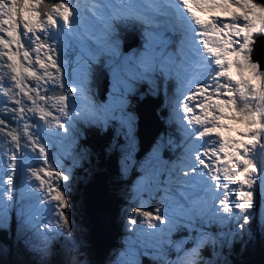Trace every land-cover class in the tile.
<instances>
[{"label": "snow or ice", "instance_id": "1", "mask_svg": "<svg viewBox=\"0 0 264 264\" xmlns=\"http://www.w3.org/2000/svg\"><path fill=\"white\" fill-rule=\"evenodd\" d=\"M216 9L230 14L197 15ZM129 28L143 43L124 55L120 30ZM259 37L262 0H0V227L16 212L30 252L46 257L59 244V264H87L70 219L72 176L60 162L68 153H54V142L81 119L114 121L129 149L134 122L125 98L144 84L158 92L161 78L174 80L166 106L183 138H162L141 164L134 191L162 195L156 207L143 199L133 207L125 228L153 238L141 241L138 255L202 264L207 248L203 264H219L212 258L242 238L257 208L264 216V63L253 55ZM97 67L117 94L103 115L90 96ZM163 147L182 151L168 165L159 157ZM128 164L126 152L124 170ZM173 184L181 196L199 194L177 201L175 215L167 203ZM177 231L187 233L183 243L171 239Z\"/></svg>", "mask_w": 264, "mask_h": 264}, {"label": "rangeland", "instance_id": "2", "mask_svg": "<svg viewBox=\"0 0 264 264\" xmlns=\"http://www.w3.org/2000/svg\"><path fill=\"white\" fill-rule=\"evenodd\" d=\"M229 14V12L222 11L220 9H216L214 12L211 13H197V15H200L201 18L205 20L208 18L209 15L228 16ZM260 38L261 40H257L258 45H262L264 47V37ZM141 46L142 44L137 48H141ZM135 48L132 51H129V49H123L121 43V52H123L124 55H131L134 51H136ZM258 55L264 58V54ZM254 57L257 59L261 58L256 54L254 55ZM98 77L99 83L97 85ZM145 87L147 88V92L151 91L149 90L147 84H145ZM89 88L92 103L95 106V111L103 115L105 108L113 105L116 102L117 95L114 92L112 78L105 68H96L92 76ZM163 89L164 86H161L160 91L163 92ZM173 89L174 91L172 92V94L176 90L175 88ZM155 96L156 95L153 94L151 98L153 99ZM130 97L131 95L129 94L125 98V111L131 115L135 127L137 122V116L133 108V99H131ZM140 97H142L141 94L137 95L135 97V100H138ZM162 98L163 97L161 95V105L163 106V108L165 107L166 109V114L164 116L163 121L169 122L172 125L175 134L174 140L177 144H179L183 138L179 130V124L173 119L170 114V109L166 106L168 98ZM139 103H141L140 106H142V108H139L138 106L137 111H140L141 109L144 111V114H146L147 116L146 120H148L150 123V127L152 123L156 124L158 120L156 119V116L154 115L151 108L149 107L148 98H142ZM88 123L91 122H87L83 119L76 121L75 129L73 132L70 133L69 137L63 142L59 140L55 141L53 146V152L57 153L58 155L68 153L65 155V159L61 160L60 162L65 165V168L69 171L72 176L67 191L68 200L71 205L70 219L72 221L76 237L82 244V251L84 253L83 259L87 261V264H112L113 261H115L116 264H144L143 262H148L149 264H162V261L157 257H150L143 254H137V249L140 247L141 241H149L153 238L143 237L141 234L138 233H130L126 231L125 228L131 209L137 206L142 199L147 200L152 207H156L159 204V195H162V193L158 194L156 199H150L149 194L147 192H135L134 188L136 187L142 176L143 170L141 169V164L146 161V159L152 153L154 147L163 138V136H161V130L153 138L149 147H147L143 151H141V148H139V142L137 141L135 128H133L134 134L132 135L134 139L131 147L129 149L125 148L126 141L124 145L119 147V156L116 159V169L119 178H114L116 182L115 188L112 190L113 193L118 197V203L115 205V207H113L111 215L113 217V222L111 226L112 234L110 233L108 239L109 242L101 253L102 257H95L94 249L91 247L92 228L89 231L90 224L89 219L84 211L82 189L83 186H86L89 182H94L93 174L99 173V171L101 170H95V167L91 163L93 159L92 154L87 148L81 145L82 134L80 131V127L89 126ZM114 123L116 124V122ZM143 123L145 124L143 129V134L145 135L143 136L142 132L139 131L141 140L146 138L148 135L149 137L153 135V125L151 127V130H149L148 122L143 121ZM93 125L97 128H100L102 131L106 127L104 123L98 124L94 122ZM117 127L119 126L117 125ZM137 130L138 127L136 126V133ZM234 134L235 133H232V135ZM163 140L166 143L167 140H165L164 138ZM162 150H164L167 156L165 154H162ZM181 151L182 150L179 148L171 149L169 147H163L159 152V157L163 163L170 165L171 162L180 155ZM126 152L129 155V164L127 170H124V156ZM73 160H75V165L73 164ZM98 176L103 182L104 174H99ZM166 178L167 173L165 172L162 179ZM94 185L98 186L96 185V183ZM16 186V196L19 197L20 194L24 191L19 175L16 178ZM112 191L110 190V187L108 185V193H111ZM180 191L181 185L173 184L172 195L175 197V199L167 201V203L171 207L173 215H175L177 211L180 210L177 201L179 203H186L184 198L185 196L187 197V201H193L199 195L198 193H195L191 190H186L184 192V196H181ZM74 194L77 195V202H73L72 195ZM10 220H12L14 224L12 230L9 228ZM2 229L7 234L5 238H0V264H41L42 260L46 262V264H59V261L61 260V256L59 254V244H54L52 246L51 251L46 257H39L34 253L30 252L25 247V238L27 235H30V233L21 228V225L18 222L16 212L11 213L10 218L4 223L3 227H0V230ZM254 234H257L255 235L256 239L254 238ZM186 236L187 233L185 231H177L172 233L171 239L173 241H179L183 243V238ZM7 239L9 240V242L3 241ZM256 241H258V245L261 246L264 251V216H262L259 208L256 209L252 222L247 226V231L243 234L242 238L240 236H237L235 242L231 243V246L235 248L240 246V249L248 250L251 258L247 260L245 258H242L241 253H234L233 251H231V254L229 255L222 254L218 258L212 259L218 260L219 264H254L253 257H257V251L255 246ZM226 247L230 248V246ZM209 251L210 250L207 248L203 250L201 254L202 264L203 260L210 258ZM254 261L255 263L259 264L256 260ZM262 264H264V261Z\"/></svg>", "mask_w": 264, "mask_h": 264}, {"label": "trees", "instance_id": "3", "mask_svg": "<svg viewBox=\"0 0 264 264\" xmlns=\"http://www.w3.org/2000/svg\"><path fill=\"white\" fill-rule=\"evenodd\" d=\"M264 2V0H262ZM138 50V49H137ZM97 85H98V80H97ZM164 86L163 92L160 91V87ZM176 83L175 81H171L168 84H165L163 79L161 78L159 80V91H150L147 92V88L145 87V84L138 87L134 92L130 93L131 99H133V107L141 103L142 98L147 97L148 102H149V107L153 111H157L160 115L161 121H162V126L163 129L161 131V136L165 140H167L170 136L174 139L175 134H174V129L172 125L169 122H165L164 116L166 114V109L165 107L161 105V95L162 99L168 98L174 91L173 88H176ZM141 94L142 97H140L138 100H135V97L137 95ZM144 94V95H142ZM156 95L153 99L151 96ZM160 121V120H159ZM89 126H81L80 131L82 135L81 139V145L87 148L90 153L93 156V159L91 161L92 165L95 167V170H101L99 173L104 171V177L107 178L106 185L108 184L110 187V190L112 191L115 188V179H118L117 175V169H116V159L119 156V147L125 144V138L123 135L120 134V129L117 127V125L114 123V121H108L107 124H105V129L103 131L100 128L95 127L93 124L94 122L88 123ZM135 128V134H136V127ZM134 134V133H132ZM137 137V136H136ZM162 154L166 155L167 154L162 150ZM73 202H77V195H72ZM106 201L110 204H112V209L115 207V205L118 203V197L113 193V191L108 195ZM13 221H9V228L12 230L13 229ZM110 233L112 234V229L110 230ZM6 232L2 229L0 230V238H5L6 237ZM254 234V238H255ZM256 239V238H255ZM5 242H9V240H3ZM7 244V243H6ZM10 246V245H9ZM256 246V251H257V257H253V262L255 263L254 260H256L259 264L263 263L264 261V251L261 246L258 245V241L255 242ZM230 250V251H229ZM231 251L234 253H241L242 258L249 259L251 258L249 255V251L246 249H240V246L238 247H233L230 245V248L225 247L223 254L224 255H229L231 254ZM210 252V251H209ZM102 257V255H99ZM144 264H149L148 262H143ZM241 264V263H237Z\"/></svg>", "mask_w": 264, "mask_h": 264}, {"label": "bare ground", "instance_id": "4", "mask_svg": "<svg viewBox=\"0 0 264 264\" xmlns=\"http://www.w3.org/2000/svg\"><path fill=\"white\" fill-rule=\"evenodd\" d=\"M139 47V46H137ZM140 49V48H137ZM263 46L262 45H258V42L256 44V49H257V53H262L264 54V50H263ZM256 52L253 54L255 55ZM258 56V55H257ZM261 60L262 63H264V58H258ZM98 83H99V77H98ZM98 95V94H97ZM139 108H142V106H140V104L138 105ZM135 113L138 117V122H137V136L139 137V140H141L140 138V132L143 133V129L145 124L143 123V121H147L148 122V128L149 130H151L150 127V123L148 120H146V114H144V111L141 109L140 111H137V105L135 106ZM158 120V119H157ZM158 122H160L158 120ZM151 135V134H150ZM99 174L101 173H96L93 176V181L94 182H90L89 184H87L86 186H84V188L82 189V198H83V205L85 208V214L87 215L88 219H89V224L94 227L95 230H91V235L92 234H97V233H102L104 231L103 226L106 227L108 225V221H109V204L108 202H106V200L104 199V196L106 194V190L104 192V182H106L107 178L104 177L103 178V182L100 180L99 178ZM101 184L99 185L98 184ZM96 183L95 186L94 184ZM97 226V227H96Z\"/></svg>", "mask_w": 264, "mask_h": 264}, {"label": "water", "instance_id": "5", "mask_svg": "<svg viewBox=\"0 0 264 264\" xmlns=\"http://www.w3.org/2000/svg\"><path fill=\"white\" fill-rule=\"evenodd\" d=\"M258 39H260L261 40V38L259 37ZM258 54H261V55H263L262 53H257L256 52V55H258ZM259 57H261L260 55H258ZM145 107V106H144ZM134 108V107H133ZM134 110H135V108H134ZM152 110V109H151ZM153 111V110H152ZM153 113H154V115L156 116V119H158V120H160V122H156V124H154V123H152L151 124V127H152V125H153V132H152V136L151 137H149V135L146 137V138H144L143 140H139V137L137 136V133H136V136H137V141L139 142V148H141V151H143V150H145L147 147H149V145L151 144V141L153 140V138L157 135V133L161 130L162 131V129H163V126H162V121H161V118L159 117V114H158V112L157 111H153ZM137 116V115H136ZM137 122H138V117H137ZM137 122H136V126H137ZM135 126V127H136ZM143 134V133H142ZM145 134H143V136H144ZM102 173V172H101ZM103 173H105L104 171H103ZM94 175V174H93ZM90 183V182H89ZM88 183V184H89ZM106 182H104V192H105V190H106V194H105V196H104V199L106 200V199H108L107 197H108V195L110 194V193H108V185H106L105 184ZM85 186V185H84ZM84 186H83V188H84ZM107 202V201H106ZM109 204V206L110 207H108L109 208V221H108V225L106 226V227H103V229H104V231L102 232V233H97V234H92L91 235V247L94 249V255H95V257H98L99 255H101V253H102V251L104 250V248H105V246L107 245V243L109 242V236H110V230H111V226H112V222H113V220H112V204H110V203H108ZM84 211H85V208H84ZM91 228L93 229V230H95L94 229V227H92L91 225H90V228H89V231L91 230ZM90 233V232H89Z\"/></svg>", "mask_w": 264, "mask_h": 264}, {"label": "flooded vegetation", "instance_id": "6", "mask_svg": "<svg viewBox=\"0 0 264 264\" xmlns=\"http://www.w3.org/2000/svg\"><path fill=\"white\" fill-rule=\"evenodd\" d=\"M83 135V134H82Z\"/></svg>", "mask_w": 264, "mask_h": 264}]
</instances>
